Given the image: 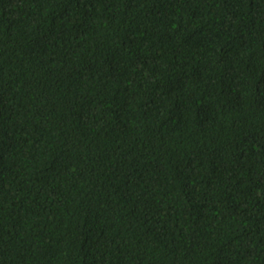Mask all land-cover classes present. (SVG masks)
<instances>
[{
  "label": "trees",
  "instance_id": "16d2710c",
  "mask_svg": "<svg viewBox=\"0 0 264 264\" xmlns=\"http://www.w3.org/2000/svg\"><path fill=\"white\" fill-rule=\"evenodd\" d=\"M0 264H264V0H0Z\"/></svg>",
  "mask_w": 264,
  "mask_h": 264
}]
</instances>
